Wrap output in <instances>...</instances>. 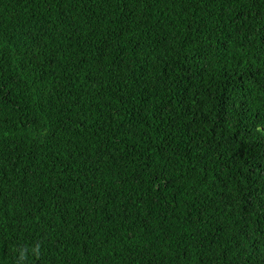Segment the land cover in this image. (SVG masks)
I'll return each instance as SVG.
<instances>
[{
	"label": "trees",
	"instance_id": "1",
	"mask_svg": "<svg viewBox=\"0 0 264 264\" xmlns=\"http://www.w3.org/2000/svg\"><path fill=\"white\" fill-rule=\"evenodd\" d=\"M0 264H264V0H0Z\"/></svg>",
	"mask_w": 264,
	"mask_h": 264
}]
</instances>
